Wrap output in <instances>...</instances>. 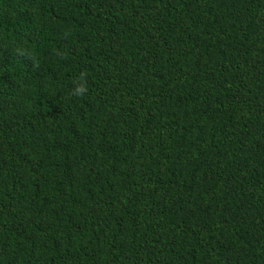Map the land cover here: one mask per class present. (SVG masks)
<instances>
[{
    "label": "trees",
    "instance_id": "1",
    "mask_svg": "<svg viewBox=\"0 0 264 264\" xmlns=\"http://www.w3.org/2000/svg\"><path fill=\"white\" fill-rule=\"evenodd\" d=\"M0 264H264V0H0Z\"/></svg>",
    "mask_w": 264,
    "mask_h": 264
},
{
    "label": "clouds",
    "instance_id": "2",
    "mask_svg": "<svg viewBox=\"0 0 264 264\" xmlns=\"http://www.w3.org/2000/svg\"><path fill=\"white\" fill-rule=\"evenodd\" d=\"M86 92H87L86 83L83 81V79H81L78 82V86L74 89V93L77 96H83L85 95Z\"/></svg>",
    "mask_w": 264,
    "mask_h": 264
}]
</instances>
